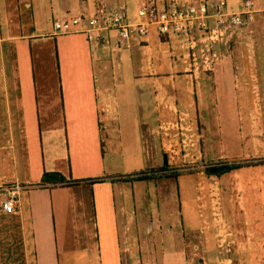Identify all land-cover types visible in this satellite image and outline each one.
<instances>
[{
    "label": "crops",
    "instance_id": "0c3cea01",
    "mask_svg": "<svg viewBox=\"0 0 264 264\" xmlns=\"http://www.w3.org/2000/svg\"><path fill=\"white\" fill-rule=\"evenodd\" d=\"M104 1L107 7L125 5L130 12L135 7L134 0ZM98 2L0 0V130L9 131L14 155V130L23 146L20 163L14 156L16 166L9 181L24 187L14 211H0V263L4 258L7 264H185L177 243L183 242L186 233L182 234L175 221L174 209L163 214L151 211L154 204L146 190L141 195L142 212L136 216L134 195L139 193H134L133 183L130 201L123 186L130 182L105 172L98 115L107 91L113 93L116 106V74L112 73L117 51L110 56L104 41L90 45L80 33L54 34L53 18L90 13ZM253 2L262 16L264 0ZM105 36L115 39L114 31L104 32ZM167 45L151 27L149 35L136 37L129 48L120 50L130 72L117 80L122 89L117 92L114 118L102 115L116 132L127 119L134 128L156 129L163 115L169 118L177 108L191 106L189 94H195L201 109H216L218 99L225 98L224 104L233 105L234 112L233 99L247 95L244 72L233 70L234 63L243 59L224 57L206 74L189 75L176 73L184 71L181 62L141 57L145 52L141 48L164 49ZM13 46L18 48L20 67L11 59ZM252 46L254 57L247 60L251 68L246 73L253 76L250 88H257L264 97V42ZM4 47L10 54L8 76L2 64ZM148 65L165 72L159 76L138 73ZM28 129L36 131L31 141ZM250 143L259 141L250 138ZM154 157L155 152V163ZM259 160L238 168L252 174L250 184L256 187V197L251 189V203L258 206L264 205V163ZM42 173H59L63 181L53 176L42 180ZM161 201L172 202L167 197ZM246 222L247 233L261 241L264 221L254 227L257 221Z\"/></svg>",
    "mask_w": 264,
    "mask_h": 264
},
{
    "label": "rangeland",
    "instance_id": "374dc122",
    "mask_svg": "<svg viewBox=\"0 0 264 264\" xmlns=\"http://www.w3.org/2000/svg\"><path fill=\"white\" fill-rule=\"evenodd\" d=\"M100 1L106 5L104 0ZM142 2V0H134L132 4L137 7ZM226 4L231 5L234 10L242 9L240 0H226ZM260 15L258 11H255L249 24L236 29L231 40L226 44L213 46L217 59H212L215 61L224 57L232 60L243 59L234 63L233 70L244 72L243 81L247 84L243 87L247 95L245 98L233 99V104L236 106L235 112L233 105L224 104L225 98L218 99L220 103L217 104V108L216 105H212L216 109L212 110L210 107L201 109L196 106L198 101L195 94H189L191 106L181 108L178 106L179 108L169 118L163 115L156 129L145 131L142 127L134 128L133 121L127 119L123 127L116 132L111 121L106 123L102 115L114 118L117 113V92L122 89L117 80L126 77L130 68L126 65V56L122 51H117L114 55L116 68L112 74H116V106L112 102L114 101L113 93L107 91L104 94L107 99L102 100L105 105L100 106L103 110L98 115L101 122L98 129L103 141L105 172L122 176L145 172L146 179L127 180L130 183L123 184L128 190L127 195L130 196V201L131 183H133L134 193H139L134 195L138 201L135 208L136 216H140L142 212L141 198L143 197L141 195L146 190L149 192L146 194L147 198L154 204L151 211L163 214L166 209L173 208L172 215L175 216V221H179L180 230L184 231L182 234L186 233L183 242L177 243V246L180 245L182 255L185 256V264H264V237L261 241L256 240L247 233L246 229V221H257L253 222V227L256 224L262 225L260 221H264V205L260 203L261 207H259L258 204L251 203L252 194L256 197V187L250 184L252 174H247V171L243 172L244 170L241 171V169L220 175L210 171L224 161L253 162L264 157V97H260L257 88H250L249 82L253 76H250V72L246 73L251 68L246 65L247 60L254 57L252 45L264 42V12L262 16ZM110 41H112L111 38ZM167 43L164 49L157 46L153 50L141 48L145 51L141 57L149 61L161 62L167 59L184 64L187 61L183 58L185 50L179 48V43L176 41L171 40ZM4 50L2 64L8 76L10 69L7 59L10 58V54L6 48ZM10 50L11 59H14L16 65L20 67L22 60L17 52L18 48L13 46ZM112 70L113 67H110V72ZM208 71H194L191 66L185 65L183 72L176 71V73L191 75L206 74ZM164 72L158 69L154 71L149 65L138 71V73L156 76ZM172 72L175 73V71ZM121 84L127 83L121 82ZM190 84L194 82L189 81ZM226 107L229 108L225 110ZM28 136L30 141L33 140V136L36 137V131L29 130ZM250 138L253 141L257 139L259 144L250 143ZM153 144L157 149L153 148ZM14 148L20 163L23 146H19L15 130ZM154 152L155 163L152 161ZM15 155L9 140V131L0 130L1 186L10 183L9 175L16 166ZM46 174L42 173V180L46 179L44 177ZM251 189H255L252 194H250ZM175 194L178 196L176 197L178 202L174 201ZM164 197L172 200L171 205L161 201ZM259 231L262 233L261 229ZM1 263L7 264V260L2 258Z\"/></svg>",
    "mask_w": 264,
    "mask_h": 264
},
{
    "label": "built area",
    "instance_id": "2783aa9c",
    "mask_svg": "<svg viewBox=\"0 0 264 264\" xmlns=\"http://www.w3.org/2000/svg\"><path fill=\"white\" fill-rule=\"evenodd\" d=\"M142 1L132 12L125 5L110 8L98 2L90 13L53 18L54 34L80 33L88 44L95 46L104 41L111 56L129 48L136 37L149 35L153 27L160 41H176L185 50L186 66L194 71H207L215 61L212 58L217 59L213 46L226 44L236 29L249 24L255 13L253 0H241L239 11L227 9L225 0ZM109 31L115 33L112 42L103 37ZM23 188L16 182L0 187L1 212L14 211Z\"/></svg>",
    "mask_w": 264,
    "mask_h": 264
},
{
    "label": "trees",
    "instance_id": "16d2710c",
    "mask_svg": "<svg viewBox=\"0 0 264 264\" xmlns=\"http://www.w3.org/2000/svg\"><path fill=\"white\" fill-rule=\"evenodd\" d=\"M257 163H264V158H261L259 161H257ZM252 164H256V161L253 162H249V161H237V162H227L224 161L223 163H221L218 166H215L213 168L210 169V171L212 170L216 175H220L222 173L231 171V170H236L238 168H241L243 166H248V165H252ZM164 170V166L162 167ZM46 174V173H45ZM52 176L53 174H56L57 179L61 182L63 181V177L61 175H58V173H47L46 174V178L50 175ZM147 176L145 175L144 171H140V172H136L133 173L132 175H128V176H124L122 179L124 180H141V179H146ZM77 182V181H74Z\"/></svg>",
    "mask_w": 264,
    "mask_h": 264
},
{
    "label": "water",
    "instance_id": "95a60500",
    "mask_svg": "<svg viewBox=\"0 0 264 264\" xmlns=\"http://www.w3.org/2000/svg\"><path fill=\"white\" fill-rule=\"evenodd\" d=\"M163 157H164V160L166 161V156L164 155Z\"/></svg>",
    "mask_w": 264,
    "mask_h": 264
}]
</instances>
